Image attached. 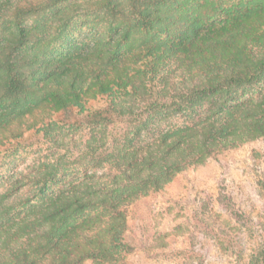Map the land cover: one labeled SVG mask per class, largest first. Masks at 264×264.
<instances>
[{
  "label": "trees",
  "instance_id": "trees-1",
  "mask_svg": "<svg viewBox=\"0 0 264 264\" xmlns=\"http://www.w3.org/2000/svg\"><path fill=\"white\" fill-rule=\"evenodd\" d=\"M69 1L18 2L0 17V150L41 134L66 147L76 138L64 126L91 132L84 177L43 163L19 196L0 194V264H118L131 204L264 136V0ZM88 9L109 18L93 45L44 48L48 12L65 29ZM250 264H264V242Z\"/></svg>",
  "mask_w": 264,
  "mask_h": 264
},
{
  "label": "rangeland",
  "instance_id": "rangeland-1",
  "mask_svg": "<svg viewBox=\"0 0 264 264\" xmlns=\"http://www.w3.org/2000/svg\"><path fill=\"white\" fill-rule=\"evenodd\" d=\"M9 1L0 0L5 5L0 17H8L10 7L27 0ZM89 1L98 0H70L65 5L79 3L84 8ZM58 11L46 16L50 20L43 46L52 52L75 44L87 48L109 24L100 10L88 9L76 12L62 29ZM3 24L1 20L0 33ZM123 128L122 123L111 125L109 139ZM64 130L76 141L63 148H56L43 134L38 141L28 138L26 143L31 144L2 148L0 194L19 196L27 188L25 176L43 163L61 162L71 173L69 180L77 177L78 158L91 132L88 127L81 131L64 126ZM88 174L104 177L108 173L91 168ZM128 221L125 239L130 250L118 264H250L264 242V136L222 149L178 173L163 189L131 204Z\"/></svg>",
  "mask_w": 264,
  "mask_h": 264
}]
</instances>
